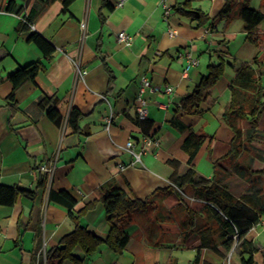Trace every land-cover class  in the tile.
Returning a JSON list of instances; mask_svg holds the SVG:
<instances>
[{
	"label": "crops",
	"instance_id": "0c3cea01",
	"mask_svg": "<svg viewBox=\"0 0 264 264\" xmlns=\"http://www.w3.org/2000/svg\"><path fill=\"white\" fill-rule=\"evenodd\" d=\"M46 1L28 0V11ZM116 1L104 7L103 0H75L63 13V0H56L42 10L31 29L24 30L19 29L20 16L0 12V184L37 192L34 198L19 196L12 206L0 204V264H38V260L44 264V253L76 227L71 212H81L79 222L87 230L108 231L104 204L97 201V189L107 181L123 187L130 197L148 200L145 208L125 219L129 243L118 254L102 244L89 256L76 246L73 253L79 263L67 259L62 264H144L145 246L156 247L159 264H240L238 253L224 245L225 218L217 207L192 186L179 188L172 182L189 169L184 140L190 129L207 136L193 161L198 174L216 175L232 195L238 199L247 195L249 205L261 212L248 238L258 250L255 261L264 264V111L240 153L214 167V160L227 154L233 139L222 114L236 67L264 58V18L255 43L244 38L245 22L237 12L243 0H190L189 5L188 0H167L174 9L169 20L158 0H126L120 7ZM229 1L231 10L214 20ZM248 1L264 14V0ZM6 2L0 0V7ZM197 9L210 17L203 26L186 13ZM170 29L176 34L170 35ZM123 30L133 37L130 46L117 39ZM33 31L55 45L50 60L29 40ZM236 39L232 50L231 41ZM186 51L199 59L187 74V59L180 56ZM222 59L224 74L208 99L197 111L185 110L182 100L208 74L209 65ZM40 60L46 66L35 80L16 91L15 102L7 99L12 92L9 75ZM142 76L161 87L145 92L150 132L160 145L147 148L142 163L130 165L126 143L133 140L140 150L147 136L135 108ZM167 84L174 87L173 93L164 90ZM45 97L57 102L61 124L47 116ZM73 108L83 115L78 133L68 125ZM111 111L113 121L107 129L104 117ZM174 120L183 129L174 127ZM241 125L250 126L249 121ZM172 161L180 163L178 169ZM44 165L51 170H42ZM45 173L47 183L40 186V175ZM52 190H67L77 203L69 210L51 199ZM89 203L92 206L84 210Z\"/></svg>",
	"mask_w": 264,
	"mask_h": 264
},
{
	"label": "trees",
	"instance_id": "16d2710c",
	"mask_svg": "<svg viewBox=\"0 0 264 264\" xmlns=\"http://www.w3.org/2000/svg\"><path fill=\"white\" fill-rule=\"evenodd\" d=\"M4 10L6 12L15 13L21 17L19 29H31L35 20L42 10L56 0H47L46 2H38V5L32 7L29 11L27 8L28 0H6ZM75 0H63V13L69 11L70 5ZM190 4V0L185 2ZM230 1L227 2L219 14L214 18L226 15L230 10ZM104 7H111L110 0H103ZM238 16L245 22L244 29L247 37L257 43L259 36L257 29L259 23L263 20V12L256 10L250 6L248 0H243L238 8ZM193 20L198 21L200 26L210 21L209 15L202 10H190L186 12ZM213 22L210 27H213ZM29 40L34 42L43 52V57L50 60L55 52V45L43 36L41 33L33 31ZM43 60L32 62L25 66H20L9 75L12 83V92L7 99L15 102L16 91L28 81H34L38 72L45 68ZM226 62L222 59L219 63L209 65L208 74L205 75L195 90L188 94L182 100V106L185 110L197 111L201 102L206 101L209 97V91L217 84L221 76L224 74ZM264 58L256 57L252 62L241 63L236 67V76L229 85L230 99L222 114L224 122L233 132V139L227 154L214 160L215 169L222 166V162L226 158L236 157L243 148L246 141L251 140L255 134L256 128L264 111V84L262 82L264 76ZM114 76L110 75V83L113 82ZM46 105L47 116L56 124H61L62 116L57 107V102L51 97L43 99ZM82 113L77 109H72L68 125L74 132L80 130V120ZM138 119V118H137ZM242 121H249V128H242ZM143 133L152 136L150 130L152 121L146 119H138ZM173 126L183 129V126L177 120L173 121ZM206 135L198 134L190 129L184 140V149L189 156V169L182 175H175L172 182L179 188L188 184L196 189L201 197L205 198L211 205L217 207V213L221 218H225L226 230L222 233L224 245L226 249L235 250L241 257L240 264H257L255 261V253L257 247L251 239L248 238V231L259 222L261 212L255 210L248 203V196L243 195L240 199L231 194L227 184H222L217 177L206 178L196 171L193 161L206 140ZM174 169H178L180 163L178 161L171 162ZM48 175L41 174L39 185L47 183ZM36 190H25L17 185L0 184V204L12 206L21 195L35 197ZM50 197L53 201L61 203L71 210L77 203L76 198L67 190H52ZM97 201L104 204L105 213L110 228L108 231L93 230L89 231L81 226L78 215H71L77 220L76 227L73 231L63 236L60 244L48 251L47 263L62 264L67 259H72L79 263L78 258L74 255L73 250L76 246H80L85 250L86 255L94 253L102 244L108 245L115 253H122L129 243L130 236L123 225L125 219L133 211L143 209L147 206L148 200L134 196L130 197L125 189L114 181H107L97 189ZM92 204L84 207V210L90 208ZM157 249L154 246H145L144 248V264H159L156 259ZM198 258V257H197ZM172 264V263H171ZM174 264V263H173Z\"/></svg>",
	"mask_w": 264,
	"mask_h": 264
},
{
	"label": "built area",
	"instance_id": "2783aa9c",
	"mask_svg": "<svg viewBox=\"0 0 264 264\" xmlns=\"http://www.w3.org/2000/svg\"><path fill=\"white\" fill-rule=\"evenodd\" d=\"M126 0H117L116 1V6L120 7L123 6ZM162 9H163V16L166 20H169L173 14V6L168 3L167 0H158ZM0 12H6L4 8L0 7ZM208 30H206L207 32ZM176 31L175 29H170V35H175ZM117 39L119 42L123 43L126 46H130L133 42V37L128 34L126 31H120L117 34ZM180 56L183 58L187 59V67L185 69V74H187L188 69L192 65H198L199 64V59L194 57L191 52H181ZM79 73L82 74L81 70L78 69ZM150 89L153 91H161V87L159 86H154L147 76H142L141 77V84L139 88V92L136 96V116L138 119H146L148 117V102L145 97V92ZM164 90L167 93H173L174 92V87L172 85H165ZM105 125L106 128H110V125L112 124L113 121V112L109 113L104 117ZM160 145V139L155 137V136H145L142 139V147L140 150L135 149V142L133 140H129L125 148L126 150L131 154L132 156V161L130 162V165H136L138 163H142V155L143 153L147 150V148L153 147V146H159ZM126 166L121 165V168L124 169ZM41 169L44 171H50L51 169L48 166H41ZM47 263V258L46 254L44 253V264ZM38 264L39 260H38ZM112 264H119L118 262H113Z\"/></svg>",
	"mask_w": 264,
	"mask_h": 264
},
{
	"label": "rangeland",
	"instance_id": "374dc122",
	"mask_svg": "<svg viewBox=\"0 0 264 264\" xmlns=\"http://www.w3.org/2000/svg\"><path fill=\"white\" fill-rule=\"evenodd\" d=\"M244 38L247 39V35H244ZM247 40L250 41L249 39H247ZM237 41H238V39H236V40H232V41H231L232 46H231V45H230V46H231V49H232V50L236 49L235 47H236V45H237V43H236ZM234 46H235V47H234ZM227 74H230V73H227ZM263 79H264V78H263Z\"/></svg>",
	"mask_w": 264,
	"mask_h": 264
}]
</instances>
